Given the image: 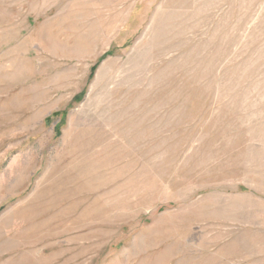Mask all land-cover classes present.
Wrapping results in <instances>:
<instances>
[{
	"label": "rangeland",
	"instance_id": "rangeland-1",
	"mask_svg": "<svg viewBox=\"0 0 264 264\" xmlns=\"http://www.w3.org/2000/svg\"><path fill=\"white\" fill-rule=\"evenodd\" d=\"M0 264H264V0H0Z\"/></svg>",
	"mask_w": 264,
	"mask_h": 264
}]
</instances>
